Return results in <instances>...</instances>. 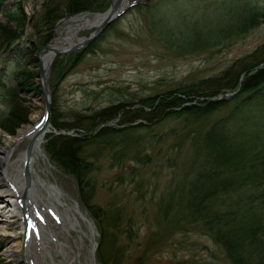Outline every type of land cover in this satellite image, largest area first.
I'll return each mask as SVG.
<instances>
[{"label": "rangeland", "instance_id": "1", "mask_svg": "<svg viewBox=\"0 0 264 264\" xmlns=\"http://www.w3.org/2000/svg\"><path fill=\"white\" fill-rule=\"evenodd\" d=\"M109 1L111 7L112 0ZM17 2L23 6L24 34L35 38L33 23L42 13L45 0H6L0 10V73L11 75L12 71H23L32 74L26 85H19L20 79L7 80L11 88L17 86L20 89L15 98L20 117L9 123V132L0 128V147L6 136H15L19 129L31 124L33 115H45L46 112L42 88L34 90L35 86H41L39 61L37 66L29 59L17 61L8 51V41L17 23L10 21L2 11L12 9ZM129 3L131 6L82 50L79 63L64 76L54 80L50 70L51 101L55 98V110L65 124L71 125L75 114H91L112 104L163 96L172 90H188L190 85L220 75L241 59L247 63L264 59L263 54H256L259 50L264 52V0H129ZM155 5L161 11L150 10ZM108 9L86 12L82 16L105 14ZM161 13L165 15L163 27L156 25ZM72 19L66 17L59 21L50 43L58 32H65L69 25H75ZM165 27L172 30L170 37L165 35ZM95 31L85 30L80 37L88 38ZM32 46L24 43L21 47L24 53H30ZM231 95V92L222 93L213 100L229 99ZM233 105H223L209 118L198 121L170 117L156 125L139 120L133 125L144 123L147 126L134 129V136L122 143L129 152L124 162L114 164L112 156L102 157L98 171L94 173L98 182L92 203L109 209L113 215L117 211L121 214L117 227L110 230L113 240L106 244V253L117 252L116 260L111 259L109 264H232L224 249L203 226H191L181 220L178 204L180 195L188 190L189 181L201 166L194 142ZM11 109V104L0 94V116L8 115ZM252 110L254 114L251 115L261 118L264 124V99ZM109 125L119 129L124 127L120 118ZM257 129L253 127L250 131L264 139V132ZM51 131L55 134L58 130L53 126ZM58 132L79 136L84 131L74 128ZM252 139L245 135L238 142L242 141V147L253 151ZM45 144L46 137L43 145L46 159H40L36 169L46 183L60 191V212L66 223L71 220L73 225L68 232L52 220L50 228L65 243L67 255L54 253L53 258L48 255L46 263L103 264L97 256L100 230L92 213L82 203L78 182L51 160ZM28 145L22 144L13 156ZM257 148L263 149L261 144ZM136 151L147 153L148 164L132 160ZM0 171L1 180L3 171ZM78 211L86 215L90 224L81 219ZM19 225L20 222L10 229L0 225V264H34L38 258V255L29 254L17 261L4 254ZM6 229L9 234H1Z\"/></svg>", "mask_w": 264, "mask_h": 264}, {"label": "trees", "instance_id": "2", "mask_svg": "<svg viewBox=\"0 0 264 264\" xmlns=\"http://www.w3.org/2000/svg\"><path fill=\"white\" fill-rule=\"evenodd\" d=\"M5 1L0 0V10ZM109 7V0H45L42 13L33 23L36 41L24 34L26 23L23 6L17 2L12 9L2 11L10 21L17 23L8 41V51L15 60L29 59L37 66L40 51L52 40L61 19L86 12H104ZM150 10L161 11L157 5ZM164 16L162 13L157 16L160 17L156 20L157 26L163 27ZM169 29H163L168 37L172 31ZM24 43L33 45L30 53L22 50ZM82 54L83 51L57 57L51 68L52 79L64 76L79 63ZM256 54L264 55V52L259 50ZM31 75L23 71L0 75V94L12 106L8 115L0 116V128L6 132H9V123L20 117L15 108V98L20 89L17 86L11 88L8 81L20 79L18 84L26 85ZM38 88L41 86H35L34 90ZM226 92L237 93L229 99L213 100ZM263 99L264 59L248 63L241 59L220 75L190 85L188 90H172L163 96L153 95L137 102H120L91 114H75L71 125L65 124L59 112H56L55 98L52 97L51 122L54 128L58 131L79 128L84 132L79 136L46 134L45 150L53 162L78 182L82 203L92 213L100 230L97 256L101 263L109 264L116 260L117 252L111 250L113 253H106V244L113 240L110 230L117 227L121 215L118 211L113 215L109 209L92 203L98 182L94 173L98 171L102 157L112 156L114 164L124 162L129 152L126 144L123 146L122 143L134 136V129L147 126L144 123L133 125L139 120L156 125L170 117L204 120L223 105L234 103L227 114L213 121L207 132L194 142L197 161L201 162V166L189 181L188 190L180 195L178 205L181 220L191 226H203L215 243L224 249L232 264H264V139L250 131L254 127L264 132L262 119L251 115L254 114L252 108ZM118 118L123 128L109 125ZM245 135L253 138L250 146L255 144L254 152L242 147V141L238 142ZM260 144L263 149L257 150ZM115 148L118 150L115 151ZM146 155L136 151L132 160L146 165L150 159ZM167 207L170 208L171 204H167Z\"/></svg>", "mask_w": 264, "mask_h": 264}, {"label": "bare ground", "instance_id": "3", "mask_svg": "<svg viewBox=\"0 0 264 264\" xmlns=\"http://www.w3.org/2000/svg\"><path fill=\"white\" fill-rule=\"evenodd\" d=\"M117 1L112 0V3L116 4ZM128 3L129 1L125 0L122 8L127 7ZM106 16L107 14H98L93 17L87 15H81L78 18L72 17L75 25H69L65 32H58L55 39L49 43V48L40 55L47 76L50 75L52 62L54 63L55 59L59 57L57 53L81 44L85 40V37H80L81 32L88 29L97 30L103 24ZM31 120L32 123L19 129L15 136H6L0 147V170L3 171L0 180V225L10 229L20 222L15 234L11 235L12 242L4 249V254L8 258L19 261L21 258L33 254L38 255L34 264H48L45 260L48 255L52 258L54 253L61 256L67 255L65 243L50 228L52 220L68 232L73 225L71 226V220L66 223L60 212L62 203L60 191L53 184L46 183L36 169L37 162L42 158L46 159L43 145L47 133L37 136L45 123V115H33ZM51 130L53 128H50ZM35 136L37 137L35 138ZM34 138L30 156L28 147L20 149L19 154L13 156L22 144H30ZM27 168L32 177L28 187L25 182ZM77 213L83 221L90 224L86 215L79 211ZM6 231L1 234L8 235L9 233ZM95 250L94 245L93 251ZM51 264L56 263L54 261Z\"/></svg>", "mask_w": 264, "mask_h": 264}, {"label": "water", "instance_id": "4", "mask_svg": "<svg viewBox=\"0 0 264 264\" xmlns=\"http://www.w3.org/2000/svg\"><path fill=\"white\" fill-rule=\"evenodd\" d=\"M125 0H118L116 4L111 5V7L108 9V11L105 13L107 14L106 19L104 20L103 24L95 31L93 32L88 38H85V40L79 44L74 45L71 48L57 53L58 56H65L68 54H71L73 52L82 51L86 48H88L114 21H116L126 10L131 6L130 3H128L127 7L122 8V5ZM49 48V44L46 45L39 53V63H40V80H41V88L43 95L46 100V112H45V123L42 126V128L39 130L38 135L43 133H51L50 128H53L52 122H51V92H50V85H49V76H47L43 64L40 59V55L43 51L47 50ZM53 64V62H52ZM51 64V65H52ZM236 93H233L235 95ZM221 100V98H220ZM55 134H61V135H71L70 132H58L55 131ZM35 136V138L37 137ZM35 138L32 140V142L28 146V155H31L32 146L34 143ZM32 181V177L30 175L29 169H26L25 172V182L27 187L30 186Z\"/></svg>", "mask_w": 264, "mask_h": 264}]
</instances>
